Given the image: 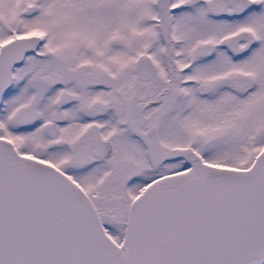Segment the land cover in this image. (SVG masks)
Returning a JSON list of instances; mask_svg holds the SVG:
<instances>
[{
    "label": "snow or ice",
    "instance_id": "obj_1",
    "mask_svg": "<svg viewBox=\"0 0 264 264\" xmlns=\"http://www.w3.org/2000/svg\"><path fill=\"white\" fill-rule=\"evenodd\" d=\"M0 264H264V0H0Z\"/></svg>",
    "mask_w": 264,
    "mask_h": 264
}]
</instances>
